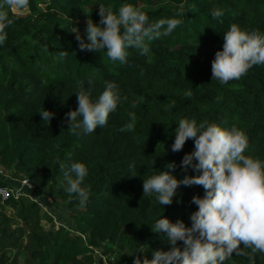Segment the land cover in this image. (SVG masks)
<instances>
[{
	"label": "trees",
	"instance_id": "1",
	"mask_svg": "<svg viewBox=\"0 0 264 264\" xmlns=\"http://www.w3.org/2000/svg\"><path fill=\"white\" fill-rule=\"evenodd\" d=\"M109 2L114 11L121 2L133 4L149 23L178 13L182 22L169 36L148 42L149 56L129 48L121 65L103 50H81L72 32L76 28L87 42L86 18L96 23L98 4ZM214 8L223 15L214 19ZM26 10L10 9L14 22L0 45V166L12 169L15 179L29 177L53 202L59 198L62 218L55 226L44 213L50 222L45 229L39 205L26 196L0 200V264H133L141 255L151 259L154 250H168L166 236L151 229L155 220L161 215L190 226L197 207L191 197L204 189L180 185L173 202L160 205L154 194H143L142 179L169 170L170 162L177 179L185 174L180 161L192 140L180 151L170 148L181 117L235 125L247 136L244 154L264 161V64L225 84L210 80L211 60L229 24L264 32V0H29ZM78 79L93 81V98L104 81L115 82L121 95L107 123L92 133L75 134L65 116L77 106ZM42 108L53 114L48 122L38 113ZM77 160L88 169L84 204L60 184V163ZM231 255L224 264H249L247 255ZM253 258L264 264V253Z\"/></svg>",
	"mask_w": 264,
	"mask_h": 264
},
{
	"label": "clouds",
	"instance_id": "2",
	"mask_svg": "<svg viewBox=\"0 0 264 264\" xmlns=\"http://www.w3.org/2000/svg\"><path fill=\"white\" fill-rule=\"evenodd\" d=\"M28 4L29 0H0V45L7 37L5 29L14 22L10 9L23 11ZM182 14L178 13L177 17ZM210 15L215 19L223 12L214 8ZM98 16L96 23L86 18L83 32L87 42L73 29L78 47L95 52L103 50L109 61H118L121 65L127 63L129 48L149 56L148 42L169 36L182 22L180 18L169 17L149 23L144 11L127 2H121L115 11L112 3H100ZM222 40V46L211 60L210 80L225 84L239 79L253 65L264 64V32L231 23L223 32ZM59 55L63 56L64 52L60 51ZM92 83L91 79L75 82L77 106L65 114L68 127L75 134L92 133L97 126L102 128L121 100L115 82L104 81L103 90L95 98L91 95ZM185 95L191 96V91ZM38 113L46 122L53 115L43 108ZM128 116L131 121L135 120L133 112ZM125 127L132 130L133 123ZM173 131L172 152L180 151L188 139L193 143L192 150L180 161L185 174L177 179L170 171L175 164L170 162L166 165L169 170H160L142 179L143 194H154L160 205H170L180 185H201L204 192L202 196L191 197L197 207L190 213V226L180 219L171 222L161 215L155 220L152 231L162 232L170 247L166 251L154 250L151 259L143 255L134 258L133 264H224L234 251L237 256L247 255L249 264H254L253 254L264 253V161L244 154L247 136L235 125L221 127L208 120L197 122L181 117ZM60 168L63 170L61 187L84 204L89 196V188L82 186L87 167L77 160L67 167L61 162ZM189 169L192 175L187 174ZM177 241L182 243L178 246ZM240 242L243 249L238 247ZM245 248L251 251L245 253Z\"/></svg>",
	"mask_w": 264,
	"mask_h": 264
},
{
	"label": "built area",
	"instance_id": "3",
	"mask_svg": "<svg viewBox=\"0 0 264 264\" xmlns=\"http://www.w3.org/2000/svg\"><path fill=\"white\" fill-rule=\"evenodd\" d=\"M1 172V171H0ZM0 179L7 182L5 185H0V200L4 201L9 197L14 199L19 198L20 196H26L37 205H39L42 213L50 214V208L53 204L51 197L46 196L45 198L35 192V184L27 177L20 179H14L11 177V174L8 173L7 177H2ZM45 201V203L43 202Z\"/></svg>",
	"mask_w": 264,
	"mask_h": 264
},
{
	"label": "rangeland",
	"instance_id": "4",
	"mask_svg": "<svg viewBox=\"0 0 264 264\" xmlns=\"http://www.w3.org/2000/svg\"><path fill=\"white\" fill-rule=\"evenodd\" d=\"M13 11H15V12H18L17 10H15V9H12ZM27 10L25 9V10H23V11H19V13H23V12H26ZM0 175L4 178V177H7L8 176V173L10 174L11 172H12V169H10V168H4V167H1L0 166ZM23 177H27L26 175H24V174H22V176L20 177V178H23ZM12 178H13V176H12ZM27 178H29V177H27ZM15 179V178H14ZM30 179V178H29ZM31 180V179H30ZM31 181H33V180H31ZM34 182V181H33ZM34 184H35V192L37 193V194H39V195H41V196H43V197H46V196H49V193H47V191L46 190H43V191H41L40 190V187L38 186V184L36 183V182H34ZM50 197V196H49ZM53 198V197H52ZM53 200H54V202H53V204L51 205V210H50V214L52 215V220H53V222H54V224H55V226H57L59 223H60V219L62 218L61 217V214H60V212L62 211V207H61V204H60V199L59 198H53ZM66 213V212H65ZM41 216H42V220H41V223H42V225H43V227L45 228V229H48V228H50V222L46 219V217L44 216V213H41ZM63 221V220H62ZM52 225V224H51ZM15 253V252H14ZM10 255H12V252L10 253ZM100 255H98V257H99ZM107 264V263H105L103 260H99V264ZM109 264V263H108Z\"/></svg>",
	"mask_w": 264,
	"mask_h": 264
}]
</instances>
